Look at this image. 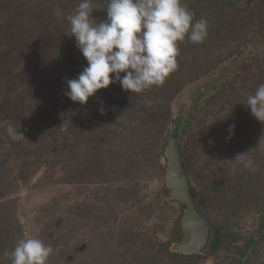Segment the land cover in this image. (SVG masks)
Instances as JSON below:
<instances>
[{
  "label": "rangeland",
  "instance_id": "374dc122",
  "mask_svg": "<svg viewBox=\"0 0 264 264\" xmlns=\"http://www.w3.org/2000/svg\"><path fill=\"white\" fill-rule=\"evenodd\" d=\"M80 2L0 0V264L25 236L54 249L48 264H264V123L246 103L264 84V0H182L208 21L203 43L179 42L162 85L114 83L86 105L65 95L87 66L67 20ZM109 2L92 0L97 22ZM182 119L191 194L221 238L213 254L172 251L185 207L166 150ZM245 152L254 171L234 160Z\"/></svg>",
  "mask_w": 264,
  "mask_h": 264
},
{
  "label": "clouds",
  "instance_id": "9594fccd",
  "mask_svg": "<svg viewBox=\"0 0 264 264\" xmlns=\"http://www.w3.org/2000/svg\"><path fill=\"white\" fill-rule=\"evenodd\" d=\"M93 8L92 0H81L75 13L67 16L87 66L78 78L67 80L65 95L81 105L114 83L130 93L162 85L178 67L179 42L187 37L200 44L208 36L207 19L194 20L182 0H110L107 20L100 22L93 18ZM246 103L253 117L264 123V84L247 96ZM234 130V125L229 127V140ZM7 133L13 140L25 139L12 126ZM258 145L264 146V136ZM248 152L238 153L234 160L254 171ZM53 251L39 238L25 236L5 256H11L12 264H48Z\"/></svg>",
  "mask_w": 264,
  "mask_h": 264
},
{
  "label": "water",
  "instance_id": "95a60500",
  "mask_svg": "<svg viewBox=\"0 0 264 264\" xmlns=\"http://www.w3.org/2000/svg\"><path fill=\"white\" fill-rule=\"evenodd\" d=\"M184 120H179L171 127L166 156L168 168L165 182L171 189L172 199L185 207L182 218L184 237L172 247V251L185 255H200L207 252L215 239L212 225L199 213L191 194L190 184L182 162L179 142Z\"/></svg>",
  "mask_w": 264,
  "mask_h": 264
},
{
  "label": "trees",
  "instance_id": "16d2710c",
  "mask_svg": "<svg viewBox=\"0 0 264 264\" xmlns=\"http://www.w3.org/2000/svg\"><path fill=\"white\" fill-rule=\"evenodd\" d=\"M180 237H181V230H180V227H179V230L176 232V238L180 239ZM220 240H221V238H220V235L218 234L216 236V239H215L214 243L212 244V248H211L212 249V252H211L212 254L217 250V247L220 244ZM172 242H171V244H172ZM191 258H193V257H191Z\"/></svg>",
  "mask_w": 264,
  "mask_h": 264
},
{
  "label": "flooded vegetation",
  "instance_id": "af4514ba",
  "mask_svg": "<svg viewBox=\"0 0 264 264\" xmlns=\"http://www.w3.org/2000/svg\"><path fill=\"white\" fill-rule=\"evenodd\" d=\"M180 230H181V232H183V231H182V225H181V227H180ZM177 241H181V237H180V239H179V238H175V239H173V243H174V244L179 243V242H177ZM173 243H172L171 245H173ZM171 247H172V246H171Z\"/></svg>",
  "mask_w": 264,
  "mask_h": 264
}]
</instances>
